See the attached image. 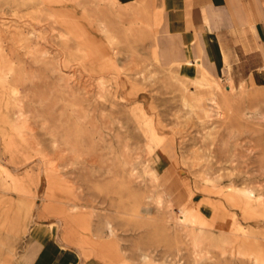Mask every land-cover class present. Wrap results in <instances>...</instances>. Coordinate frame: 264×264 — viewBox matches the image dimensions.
Masks as SVG:
<instances>
[{"label": "rangeland", "instance_id": "obj_1", "mask_svg": "<svg viewBox=\"0 0 264 264\" xmlns=\"http://www.w3.org/2000/svg\"><path fill=\"white\" fill-rule=\"evenodd\" d=\"M118 3L0 0V264L48 237L79 264H264V86L196 81Z\"/></svg>", "mask_w": 264, "mask_h": 264}, {"label": "crops", "instance_id": "obj_2", "mask_svg": "<svg viewBox=\"0 0 264 264\" xmlns=\"http://www.w3.org/2000/svg\"><path fill=\"white\" fill-rule=\"evenodd\" d=\"M118 1L121 7L150 5L176 49L170 58L195 78L205 73L234 87L264 86V0ZM42 242L36 264L82 261L76 248L49 237Z\"/></svg>", "mask_w": 264, "mask_h": 264}, {"label": "bare ground", "instance_id": "obj_3", "mask_svg": "<svg viewBox=\"0 0 264 264\" xmlns=\"http://www.w3.org/2000/svg\"><path fill=\"white\" fill-rule=\"evenodd\" d=\"M149 23H151V19H149ZM202 75H203V77H206V74L205 73H202ZM201 75V76H202ZM207 78V77H206ZM196 81H198V82H201L202 81V79L201 78H197V80ZM223 104L227 107L226 109L227 110H231V112L232 113H234V111H235V107L237 106V104H236V102L235 101H233V100H230L228 97H224L223 98ZM238 111V110H237ZM236 113V112H235ZM51 172V171H50ZM54 173H55V176L56 177H58V175H60V173L58 172V170L57 169H54ZM48 175H50V174H48ZM132 175V174H131ZM130 175V176H131ZM134 175V174H133ZM54 176V175H53ZM50 177H51V175H50ZM51 180H52V178H49L48 179V183L49 184H51ZM83 215H81V214H77V215H75V218H74V220H72V221H75L77 224H79V223H81L82 221H83ZM184 219H185V215L184 214H180L179 216H178V223L179 224H182V223H184ZM195 219H189L188 220V222H186V223H184V224H186V225H188V224H192V222L194 221ZM53 246V245H52Z\"/></svg>", "mask_w": 264, "mask_h": 264}]
</instances>
